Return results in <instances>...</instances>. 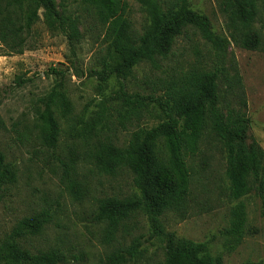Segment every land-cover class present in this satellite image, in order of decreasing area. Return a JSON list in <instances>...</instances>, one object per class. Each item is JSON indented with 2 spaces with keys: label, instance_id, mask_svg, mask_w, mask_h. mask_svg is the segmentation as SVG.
<instances>
[{
  "label": "rangeland",
  "instance_id": "rangeland-1",
  "mask_svg": "<svg viewBox=\"0 0 264 264\" xmlns=\"http://www.w3.org/2000/svg\"><path fill=\"white\" fill-rule=\"evenodd\" d=\"M8 1L0 0V17L10 10ZM125 1L128 20L138 35L147 24L146 14L138 0ZM226 1L188 0L189 7L207 16L212 30L225 39L221 53H216L196 30L187 28L166 59L159 60L155 67L147 62L137 64L127 78L108 73L101 79L100 73H107L111 67L110 40L93 10L79 0L67 3L68 13L78 18L81 35L74 54L66 38L48 30L41 16L28 31L18 33L20 46L0 39V152L17 173L16 183L5 188L0 201V239L23 217L48 208L53 218L42 233L20 241L33 253L57 250L65 255V264H99L113 247L128 243L130 236L123 237L118 232L116 240L106 244L103 225L95 221V213L98 199L138 194L133 175L126 168L114 175L100 172L89 157L90 149L97 140L125 147L138 127L151 128L161 123L164 115L159 103L166 84L184 72L213 70L217 66L222 109L238 105V86L229 90L238 75L250 120L247 141L254 139L264 151V50L242 49L230 41ZM18 12H10L17 25L22 23ZM252 28L264 39V0H257ZM53 87L65 92L71 109L63 116L57 108L60 135L56 147L49 148L40 139L38 117L43 107L40 99ZM124 93L152 98L148 112L139 120L124 122L123 127L117 122L116 110ZM99 116L101 120L91 130L85 127ZM223 157L219 144L208 138L199 153L189 159L187 214L180 217L166 213L164 227L179 238L205 242L211 255L221 256L222 264H264L261 200L253 192L240 199L231 197ZM63 165L76 184L79 198L66 191ZM239 202L245 206V235L239 244L232 245L226 230L230 212ZM129 226L133 227V235L143 234L142 246L147 248V254L127 264H161L165 248L163 243L149 238L146 219L137 215Z\"/></svg>",
  "mask_w": 264,
  "mask_h": 264
},
{
  "label": "trees",
  "instance_id": "trees-1",
  "mask_svg": "<svg viewBox=\"0 0 264 264\" xmlns=\"http://www.w3.org/2000/svg\"><path fill=\"white\" fill-rule=\"evenodd\" d=\"M69 1L59 0L57 5L56 0H9L10 10L0 17V39L20 46L22 41L18 43V33L28 31L41 16L48 30L66 38L74 54L81 35L78 18L68 13ZM79 1L93 10L110 40L111 67L107 73H100L101 79L108 73L127 78L142 62L157 66L159 60L170 55L176 39L187 28L196 30L216 53H221L224 47L225 39L212 30L207 16L189 7L188 0H138L147 17V24L138 35L128 20L125 0ZM16 10L22 20L19 25L10 15ZM224 12L230 41L242 49L264 50L263 36L252 28L257 17V0H227ZM219 72L216 66L213 70L184 72L171 79L159 103L164 115L161 123L151 128L138 127L125 147L97 140L90 149L89 157L100 172L114 175L126 168L132 173L138 190V194L124 198L98 199L95 221L103 225L104 242L108 245L114 242L118 232L123 237L130 236L128 243L113 247L99 264H127L145 258L144 236L142 233L133 235V227L129 226L137 215L146 219L149 238L164 245L161 264H222L221 256L211 255L205 242L179 238L163 224L166 213L186 216L191 184L189 159L199 153L208 138L219 144L224 156L231 197L240 199L253 192L261 200L264 216V151L254 139L247 141L250 120L245 113L246 100L238 75L229 88L232 92L235 85L238 86L237 107L222 109L219 106ZM151 98L140 93H124L116 110L117 122L124 127V122L139 120L148 112ZM40 101L43 106L38 117L40 139L47 147L55 148L60 135L56 110L59 108L65 116L70 112L71 104L58 87H53ZM100 120L101 116L85 127L91 130ZM63 168V178L68 183L66 191L79 198L80 193L69 178L67 166L63 165ZM16 180L15 168L0 152V201L5 188L15 184ZM52 218V210L43 208L20 219L10 233L0 239V264H65L66 257L60 251L33 253L20 243L25 238L40 235ZM229 222L226 234L232 245L239 244L246 225L243 203L239 202L231 210Z\"/></svg>",
  "mask_w": 264,
  "mask_h": 264
}]
</instances>
